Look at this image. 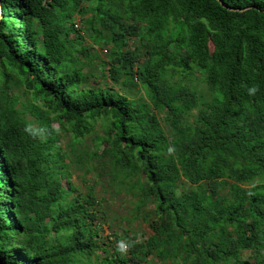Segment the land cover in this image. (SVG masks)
<instances>
[{"label":"trees","instance_id":"trees-1","mask_svg":"<svg viewBox=\"0 0 264 264\" xmlns=\"http://www.w3.org/2000/svg\"><path fill=\"white\" fill-rule=\"evenodd\" d=\"M0 2V264H264V0ZM97 48L119 90L88 84ZM60 133L149 221L128 256L98 243L93 187L64 186Z\"/></svg>","mask_w":264,"mask_h":264},{"label":"rangeland","instance_id":"rangeland-1","mask_svg":"<svg viewBox=\"0 0 264 264\" xmlns=\"http://www.w3.org/2000/svg\"><path fill=\"white\" fill-rule=\"evenodd\" d=\"M86 4L87 2H85ZM73 23L77 24L76 29H82L80 16L77 12L74 13ZM81 35L83 36L81 40L83 45H88L87 34L81 33ZM95 51L98 53V56L93 58V66L91 68H83L85 73L88 74L90 72L88 84L99 88L113 87L119 90L117 86L110 82L105 64L102 62L107 60L105 51L100 48H97ZM93 53L95 54L94 50ZM177 83L183 84L195 92L197 104L187 114L188 120L193 121L199 110L205 108L211 101L212 93L208 90L202 75L199 73H195L194 76L187 79H178ZM14 93L18 97L20 105L32 102L30 93L26 92L23 86L14 88ZM26 116L28 119L32 118L29 112H26ZM52 126L57 127L58 123H52ZM60 141V147L65 152L63 161L67 164V172L64 174V179L62 180L64 186H67L65 182L68 181L73 187H76V190L78 189L81 192H86L88 187H93L94 194L99 201V214H96L97 220L95 222L98 243L106 248L108 255L114 249H119L120 257L128 256L129 246L133 238L142 241L151 235L148 226L149 221L145 220L142 214L137 215L133 211L134 200L130 195L126 194L123 189H113L114 187L109 182L108 164L99 159L87 162L86 156L80 155L79 151L83 149L96 150L91 137H86L82 143L75 145L73 148H71V141L67 134L60 133ZM100 151L101 147L97 150V153ZM96 255L92 257V261L96 257H102L103 253L100 251ZM146 263L169 264V262L158 263L156 258L152 257L148 258Z\"/></svg>","mask_w":264,"mask_h":264},{"label":"water","instance_id":"water-1","mask_svg":"<svg viewBox=\"0 0 264 264\" xmlns=\"http://www.w3.org/2000/svg\"><path fill=\"white\" fill-rule=\"evenodd\" d=\"M220 4L222 5V6H224V4L220 1ZM1 17H2V12H1V2H0V19H1Z\"/></svg>","mask_w":264,"mask_h":264}]
</instances>
